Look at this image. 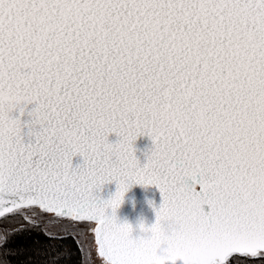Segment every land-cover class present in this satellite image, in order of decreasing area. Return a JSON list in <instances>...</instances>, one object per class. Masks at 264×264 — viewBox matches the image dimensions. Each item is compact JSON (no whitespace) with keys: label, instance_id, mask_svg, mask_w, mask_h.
<instances>
[{"label":"snow or ice","instance_id":"snow-or-ice-1","mask_svg":"<svg viewBox=\"0 0 264 264\" xmlns=\"http://www.w3.org/2000/svg\"><path fill=\"white\" fill-rule=\"evenodd\" d=\"M178 260L264 264V0H0V264Z\"/></svg>","mask_w":264,"mask_h":264},{"label":"water","instance_id":"water-1","mask_svg":"<svg viewBox=\"0 0 264 264\" xmlns=\"http://www.w3.org/2000/svg\"><path fill=\"white\" fill-rule=\"evenodd\" d=\"M110 140H115V134H111ZM135 147L137 149L136 155L142 161L144 159V152L151 147V140L148 136L138 137L135 141ZM80 157L73 158V164L75 165L80 161ZM116 190L115 182L106 183L102 186L100 195L102 198L107 199ZM162 197L155 185H133L130 190L125 194L124 201L116 211L117 218L120 222L127 221L133 225L134 234L138 231V223L143 220L145 224L150 225L155 220V211L149 201H153L155 206H159ZM110 211V210H109ZM176 264H182V261L178 260Z\"/></svg>","mask_w":264,"mask_h":264}]
</instances>
